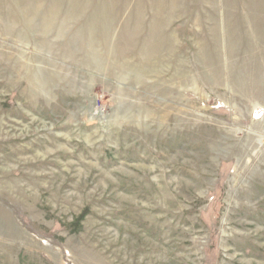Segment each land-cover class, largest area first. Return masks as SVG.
Listing matches in <instances>:
<instances>
[{
  "label": "rangeland",
  "instance_id": "obj_1",
  "mask_svg": "<svg viewBox=\"0 0 264 264\" xmlns=\"http://www.w3.org/2000/svg\"><path fill=\"white\" fill-rule=\"evenodd\" d=\"M0 264H264V0H0Z\"/></svg>",
  "mask_w": 264,
  "mask_h": 264
}]
</instances>
